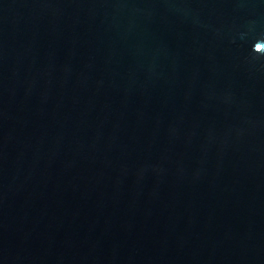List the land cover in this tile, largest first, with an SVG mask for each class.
<instances>
[{"label": "water", "instance_id": "obj_1", "mask_svg": "<svg viewBox=\"0 0 264 264\" xmlns=\"http://www.w3.org/2000/svg\"><path fill=\"white\" fill-rule=\"evenodd\" d=\"M0 264H264V0H0Z\"/></svg>", "mask_w": 264, "mask_h": 264}]
</instances>
